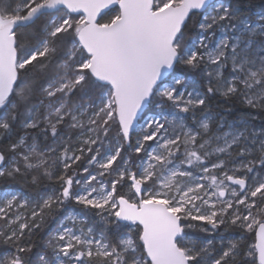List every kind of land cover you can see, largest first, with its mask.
Segmentation results:
<instances>
[{
    "label": "snow or ice",
    "instance_id": "obj_1",
    "mask_svg": "<svg viewBox=\"0 0 264 264\" xmlns=\"http://www.w3.org/2000/svg\"><path fill=\"white\" fill-rule=\"evenodd\" d=\"M18 177L0 264H264V0H0Z\"/></svg>",
    "mask_w": 264,
    "mask_h": 264
},
{
    "label": "trees",
    "instance_id": "obj_2",
    "mask_svg": "<svg viewBox=\"0 0 264 264\" xmlns=\"http://www.w3.org/2000/svg\"><path fill=\"white\" fill-rule=\"evenodd\" d=\"M191 75L195 78H197L198 80H200L201 82H203L204 78L202 76L201 73L199 72H194L191 73ZM30 177L28 178V180H24L21 178H17L16 180H0V184H1V189H4L6 187L8 188H12L13 190H23L26 193H31L33 195H35L40 189L37 186H33L29 181H30ZM47 183V182H45ZM55 225L52 223V220H46L44 225L42 226V228L40 229V232L34 237V241L38 244V245H42L48 238V231L51 227H54ZM222 230V229H221ZM220 230V232H221ZM232 233V230H229Z\"/></svg>",
    "mask_w": 264,
    "mask_h": 264
},
{
    "label": "rangeland",
    "instance_id": "obj_3",
    "mask_svg": "<svg viewBox=\"0 0 264 264\" xmlns=\"http://www.w3.org/2000/svg\"><path fill=\"white\" fill-rule=\"evenodd\" d=\"M194 78H195V77H194ZM196 79H197V78H196ZM197 80H198V79H197ZM198 82H201V81L198 80ZM221 233L224 234V236H225L226 239L232 237V233H231V231L225 232V230L222 229V230H221ZM208 238L211 239V238H213V237H212V236H209ZM216 239H217V240L219 239V235H217Z\"/></svg>",
    "mask_w": 264,
    "mask_h": 264
},
{
    "label": "water",
    "instance_id": "obj_4",
    "mask_svg": "<svg viewBox=\"0 0 264 264\" xmlns=\"http://www.w3.org/2000/svg\"><path fill=\"white\" fill-rule=\"evenodd\" d=\"M0 189H1V184H0Z\"/></svg>",
    "mask_w": 264,
    "mask_h": 264
}]
</instances>
